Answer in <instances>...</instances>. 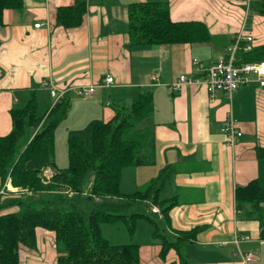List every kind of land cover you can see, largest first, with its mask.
<instances>
[{
	"label": "crops",
	"instance_id": "crops-1",
	"mask_svg": "<svg viewBox=\"0 0 264 264\" xmlns=\"http://www.w3.org/2000/svg\"><path fill=\"white\" fill-rule=\"evenodd\" d=\"M78 1L85 3L83 20L65 26L57 19L58 8ZM142 1H167L172 20L205 24L209 40L132 44L129 7ZM232 1L230 5L228 0H23L22 8L4 11L0 136L12 128L11 109L16 103L28 99L32 90L42 98L46 95L41 85L44 79L69 89L71 107L55 133L56 142L66 145L70 131L93 119L108 120L114 114L113 106L128 105L141 91H152L153 110L141 125L154 128V162L125 167L120 186L121 190L123 184L126 189L132 187L133 176L135 191L138 184H148L168 166L172 171L160 199L176 196L177 201L167 213L148 201L159 207L155 214L165 226L160 231V225L156 228L154 223L157 232L149 233L153 240L137 242L141 264H264L259 221L251 213V205L247 212L237 209L235 195L237 186L249 181L264 187V155L258 151L264 147V88L248 84L239 87L232 98L221 92L210 101L202 82L176 89L169 86L182 74L200 76L226 53L238 31H251L255 44H264V16L251 11L253 0ZM36 22L41 25L34 26ZM195 58L200 64L193 63ZM106 75L113 81L101 85ZM83 85H95L94 92L78 95L77 87ZM230 115L243 133L234 143L222 131ZM44 170L46 176L55 172L51 167ZM261 208L264 215V201ZM183 232L188 237L162 255L164 239L176 241ZM238 235L249 238L236 242ZM37 239L36 249L21 246V264H57L54 234L40 229ZM120 239L113 242L125 243ZM243 252H251L253 258L246 261Z\"/></svg>",
	"mask_w": 264,
	"mask_h": 264
},
{
	"label": "trees",
	"instance_id": "trees-1",
	"mask_svg": "<svg viewBox=\"0 0 264 264\" xmlns=\"http://www.w3.org/2000/svg\"><path fill=\"white\" fill-rule=\"evenodd\" d=\"M256 5L264 16V0H257ZM22 6L23 0H0V27L4 24L5 9H20ZM84 14L85 3L78 1L73 5L60 6L57 19L65 26H76L83 20ZM128 21L132 44L192 43L205 42L210 38L208 28L203 23L172 20L167 1L130 4ZM243 57L245 61L264 60V44L256 45ZM45 90L47 93L43 98L38 91H30L23 104L11 109L12 128L8 134L0 136V182L11 176L14 185H19L15 177L22 175L28 189L35 193L66 187L77 196L71 201L65 198L64 206L49 201L32 202L28 198L26 204L17 202L19 209L0 213V264H21V246L36 249L40 229L50 231L55 236L59 252L57 264H141L140 244L112 243L104 236L102 225L124 222L129 234L133 235L139 217H148L138 212L130 213L137 201H151L163 213H167L177 201L176 196L168 201L160 199V193L172 171L168 166L162 168L144 188L125 193L120 186L125 167L154 162V128L141 125L153 110L152 91H141L128 105L113 106L114 114L108 120L93 119L85 127L70 131L67 139L69 163L61 168L54 158L55 133L59 123L68 114L71 97L65 93L54 102L49 91ZM49 95L55 103L51 109L49 105L45 106ZM42 118L43 123L36 129L35 125ZM34 130L36 133L27 143ZM258 151L264 155V147H259ZM20 164H23V169ZM46 167L55 170L50 179L51 183L55 182L54 185L38 181L36 175L43 176ZM86 189L90 192L87 194L89 199L92 195L111 199L94 201L95 209L86 211L79 208L76 201ZM235 195L237 209L247 212L251 205V213H255L260 235L264 237L261 208L264 187L257 181H249L244 186H237ZM11 202L1 205L0 209ZM179 234L176 241L164 239L162 255L176 242L188 237L185 232Z\"/></svg>",
	"mask_w": 264,
	"mask_h": 264
},
{
	"label": "built area",
	"instance_id": "built-area-1",
	"mask_svg": "<svg viewBox=\"0 0 264 264\" xmlns=\"http://www.w3.org/2000/svg\"><path fill=\"white\" fill-rule=\"evenodd\" d=\"M41 22H36L34 26H40ZM255 44V37L251 32L244 30L235 33L227 46L226 53L219 56L218 59L211 62L200 76L188 77L185 74L180 75L175 81L169 84L171 89H176L185 83L193 84L202 82L205 84L210 101L215 100L219 93H224L227 97L232 98L233 93L241 86L256 84L264 88V60L245 61L243 54L251 51ZM194 64H200L198 59L193 60ZM156 79V76H152ZM113 81L111 75L103 78L101 85H108ZM44 89H47L54 100H59L68 88H59L51 79H44L41 83ZM95 85L79 86L77 93L80 96H86L93 93ZM222 131L226 135L229 143L235 140L243 133L237 128V120L232 115L228 116L222 125ZM153 213L159 212V207L151 206ZM249 238L248 235H238L236 242ZM246 261L253 258L251 252L244 253Z\"/></svg>",
	"mask_w": 264,
	"mask_h": 264
},
{
	"label": "rangeland",
	"instance_id": "rangeland-1",
	"mask_svg": "<svg viewBox=\"0 0 264 264\" xmlns=\"http://www.w3.org/2000/svg\"><path fill=\"white\" fill-rule=\"evenodd\" d=\"M256 1L257 0L252 1L250 9L254 13L260 14L258 11L257 5H256ZM228 3H230V5L234 4L232 0H228ZM249 23L251 24V20H249ZM246 32H249V31L246 30ZM54 102H56V101H54ZM54 102H53V98L49 95L48 103L45 102V106L49 105V109H51L53 107V105L55 104ZM23 103H24V100H21L19 103H16V105H21ZM41 106H42V104H41ZM41 123H43V118H42V120H40L35 125V128L38 129L40 127ZM62 123L59 124L58 128L61 127ZM31 133H32V135L29 138V140L27 141V143L32 140V137L36 133V131L34 130ZM67 147L68 146L66 145V142H64V143H61L59 141L56 142V138H55L54 156H55V161H56L57 165H60V166H62V165L67 166L68 165L69 158H68ZM20 166H21V169H23V164H20ZM47 168L48 167H46L45 169H47ZM24 172L26 173L25 169H24ZM43 173H44L43 176L45 175L44 177L43 176L40 177L38 174L36 175L38 177V181L41 184L54 185L55 182H52V183L50 182V179L52 178L54 173L51 176H46L45 170H43ZM127 179H128V175H127V172H125V183H126ZM15 181L19 185H14V183L12 182L11 176H8L7 179L3 183L0 182V206L5 205L6 203H9L10 201H13L9 204V206L1 207L2 209H0V213L14 211V210L19 209L20 207H19V204L17 202L20 201V202H22V204H23V202H25V204H26L28 201L27 200L28 198L31 199L30 201H32V202H34V201H39V202L49 201V202H54V204H56L57 206H64L65 203H63V202H64L65 198L68 199L67 201H71L75 196H77V194H75V192H73L71 189L66 188V187H59L53 191L49 190V191H41L39 193H35V192L28 189L27 183H25V179H24V177H22V175H17L15 177ZM136 184L134 183V178L132 176V178H131V186L132 187L126 189L125 184H123L122 190L124 192H130L127 190H130L132 188H136L135 187ZM146 185H147V183H144L141 185L138 184L137 189L144 188ZM132 191H134V190L132 189L131 192ZM88 193H90V192L88 189H86L85 192L81 195V197L76 199V201L78 202V205H79L78 207L81 209H84L86 211H92L95 209L94 201L100 202V201H106V200L111 199V197H108V196L107 197H105V196L104 197L103 196L98 197V196H94V195H92L93 197L89 199V196L87 195ZM86 196H88V198H86ZM40 204H37V205L40 206ZM148 205H149V202L147 203L143 200H139L134 204V206L130 210V213L138 212V213L145 214L148 216V217H145V216L139 217L138 223H137V229L133 235L129 234L128 229H127L126 225L124 224V222H118L115 224H104V225H102L104 236L107 237L109 239V241L112 243H114L113 242L114 239H118V238H122L120 240H124V242H140V243L151 242V240H153V239H151L149 233L155 229L154 223H156L157 225L158 224L160 225V227H161V228H159L160 231H162V229H163L161 225L165 226V224L163 223V221H161V218L159 217L158 214L152 213L150 211V206H148ZM23 246H25V245H23Z\"/></svg>",
	"mask_w": 264,
	"mask_h": 264
}]
</instances>
